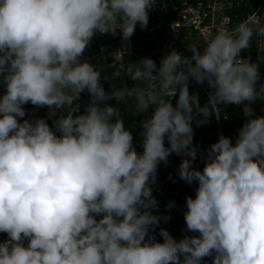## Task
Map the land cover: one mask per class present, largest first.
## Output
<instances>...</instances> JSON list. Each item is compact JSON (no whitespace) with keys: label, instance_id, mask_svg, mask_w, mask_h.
Here are the masks:
<instances>
[{"label":"clouds","instance_id":"obj_1","mask_svg":"<svg viewBox=\"0 0 264 264\" xmlns=\"http://www.w3.org/2000/svg\"><path fill=\"white\" fill-rule=\"evenodd\" d=\"M155 2L0 0V232L8 237L0 264H202L209 256L264 264V115L249 106L264 99V82L256 87L258 65L240 56L254 35L264 37V21L256 13L220 27L188 46L190 56L171 50L159 65L150 57L114 65L113 78L136 83L106 91L98 67L81 58L85 49L96 33L119 29L129 40ZM190 79L211 89L206 104ZM85 91L80 112L74 101ZM110 99L132 101L134 113L153 109L140 122L142 151ZM27 103L47 106L52 126L24 119ZM227 104H243L247 117L235 142L220 134L202 169L194 166V118L203 124ZM173 153L180 179L197 183L183 216L198 235L177 240L160 228L159 242L150 234L160 221L151 184Z\"/></svg>","mask_w":264,"mask_h":264},{"label":"trees","instance_id":"obj_2","mask_svg":"<svg viewBox=\"0 0 264 264\" xmlns=\"http://www.w3.org/2000/svg\"><path fill=\"white\" fill-rule=\"evenodd\" d=\"M180 1V0H177ZM189 2L195 3V10L198 11L199 23L195 27L193 24L186 22L181 18V15L177 13L178 9H174L170 0H156V5L148 10V24L145 28H141L139 24L136 26L134 34L131 36L132 47L129 52L123 53L121 55V63H135L142 57H147L151 55L155 50L163 51L165 54L171 50H176L184 55H191L190 50L187 48L192 44H199L204 41V39H209V35L201 36V28L207 26L211 16L210 3L207 0H188ZM229 5L224 4V6L216 11V16L220 18L227 19V28L232 29L241 20L247 19L249 15L260 14L262 11L264 13V0H226ZM162 3V5H161ZM158 17L162 18V22L153 29L150 28L149 22ZM184 18V17H183ZM178 19L182 21V24L178 26H173L172 21ZM135 36V37H134ZM130 37V38H131ZM261 37L253 36L251 46L242 50L240 56L242 58H249L251 62L258 65L259 75L261 77V71H264V62L259 60V43ZM123 37L119 31L116 30L115 34L111 32L108 33H96L91 41L89 42L87 48L85 49L82 59H86L89 63L97 66L98 69L103 64H110L112 62L111 56H109L108 49L110 48H120V43L123 41ZM200 45V44H199ZM121 79L124 81V86L132 87L136 82L132 81L129 77L121 74ZM189 80V91L193 92L190 86ZM2 84V83H1ZM3 86V85H2ZM4 89V87H3ZM107 91H111V88ZM199 103L204 105L207 103L205 91H200L197 93ZM170 101L175 104L176 96L170 98ZM89 102L88 93L82 92L80 98L74 103L79 105L80 112H83L84 106ZM107 103L112 104L119 108L121 118L124 121L126 127H129L133 136V145L138 152L142 151L141 141L142 136L140 135L141 120L146 118L152 112V108L149 107L146 113H134L135 108L132 101L127 102V106L123 102H118L115 99H110ZM240 106L236 104L218 105L219 108V119L221 120L224 115L227 117V123L234 124L235 126L230 128L225 127L217 121L216 113H210L207 122L203 124H197L196 120L200 119L199 116L194 118L193 127V144L199 145V151H197L196 158L193 161L194 166L203 167V157L206 156V150L210 145L218 139L220 134L228 136L230 140L234 143L237 136L238 129L243 125L241 123V113ZM25 109L24 119H31L33 117L44 118L49 126H52L53 118H49L46 113L47 106L37 107L31 103H27L22 106ZM42 109V110H41ZM60 114L59 112L57 113ZM20 119V118H18ZM223 133H222V132ZM165 145L167 146V140H165ZM201 156V157H200ZM181 156L173 153L168 157L167 163H159L156 172L155 181L163 186L162 190L154 187L152 189V195L155 197L156 201L160 206V221L159 224L150 229V234L154 235L156 240L162 242V237L159 235L160 228L166 229L170 235L175 239H181L185 234L198 235V233L188 232L183 216V210L185 208V198L186 195L182 189L184 183L178 175V160ZM200 158V160H198ZM199 161V162H198ZM169 174H172L173 181H167ZM159 190V191H158ZM163 191V194H162ZM169 202H174V207L169 208ZM154 213V212H153ZM155 214V213H154ZM156 215V214H155ZM168 217V219H164ZM7 236L4 232H0V242L3 238ZM202 264H212V257H205Z\"/></svg>","mask_w":264,"mask_h":264},{"label":"rangeland","instance_id":"obj_3","mask_svg":"<svg viewBox=\"0 0 264 264\" xmlns=\"http://www.w3.org/2000/svg\"><path fill=\"white\" fill-rule=\"evenodd\" d=\"M170 1H171L170 3L173 5V8L175 10L178 9L177 13L181 15L182 19H184L186 22H188L190 24L197 25L199 17H198V11L195 10V3L189 2L188 0H180V1L170 0ZM207 2L210 3L211 16H210L209 23L207 24V26L201 28V31H200L201 36H204V37L207 35H209V37H210L220 27L227 28V19L217 17L215 13L217 10H220L224 6V4L229 5L228 1H226V0H207ZM154 5H156V2ZM161 5H162V3H161ZM182 6H184V7H182ZM259 16H260L261 20L264 21L263 11L259 14ZM161 22H162L161 17H158V18L150 21L149 25H150L151 30L153 31V29L156 28ZM179 24H182L181 20L174 19L172 21L173 26H178ZM132 39H134V38L131 37L127 41H125V40L121 41L119 49L118 48L108 49V53H109V56H111V58H112V62L110 64H103L101 67H99V70L101 72L100 83L102 84V86L105 88L106 91L111 88L110 85H112V84H115L117 87L124 86V81L121 79V77H115V78L112 77V72L114 70L113 66L121 63V55L123 53H127L130 51V49L132 47V42H133ZM207 40L208 39H204V41L200 42L199 44L202 45ZM164 55H165V53L163 51H160V50L156 51L155 50L151 55H149L147 57L152 58L156 62V64L159 65L160 59ZM259 60H262L264 62V37H261L260 43H259ZM261 82H264V71H261V77L257 81V85H256L257 88H259ZM190 86L192 87L193 92H195V93L206 90V92H205L206 98L208 99V93L211 91V89L207 86L206 82L203 84H198L194 80H192L190 82ZM3 92H4V89H3L2 84L0 83V94H2ZM244 103H249V102H244ZM241 105L242 106H240V110L243 111V104H241ZM249 106L253 109L254 115H264V99H261L258 97L255 101L251 102ZM48 111L49 110L47 108L45 114H48ZM241 115H242L241 123H244L246 121L247 117L244 115V112L241 113ZM225 116L226 115H224V121H222V124L225 127H227V126L230 127V123L229 122L227 123V117H225ZM217 117H220V116H217ZM234 126H235L234 124H231L232 128ZM180 160H181V158H179V160L177 162L178 165L180 163ZM198 160H200V158H198ZM173 180L174 179H173L172 174H169L167 177V181L172 182ZM155 182L157 183V181H155ZM196 186H197L196 181H193L191 185L184 181V183L182 185V189L184 190V193L186 196H190V195H194V190H195ZM154 187L157 189L158 186L156 187V184L152 183L151 188L153 189ZM158 189H159V187H158ZM162 194H163V191H162ZM152 211L157 216H160L159 213H161V212H160V206H158V204H157V207L155 209H153ZM7 238L8 237L5 236L3 238V241L6 240ZM3 241H1V242H3ZM26 243H27V240H25V244Z\"/></svg>","mask_w":264,"mask_h":264},{"label":"built area","instance_id":"obj_4","mask_svg":"<svg viewBox=\"0 0 264 264\" xmlns=\"http://www.w3.org/2000/svg\"><path fill=\"white\" fill-rule=\"evenodd\" d=\"M198 23H199V20H198ZM198 23H197V25H195V27H197V26H198ZM217 119H219V117H217Z\"/></svg>","mask_w":264,"mask_h":264}]
</instances>
